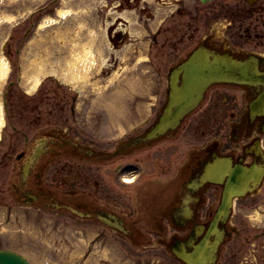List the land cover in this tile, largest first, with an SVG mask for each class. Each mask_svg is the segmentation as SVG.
I'll list each match as a JSON object with an SVG mask.
<instances>
[{"label": "rangeland", "instance_id": "1", "mask_svg": "<svg viewBox=\"0 0 264 264\" xmlns=\"http://www.w3.org/2000/svg\"><path fill=\"white\" fill-rule=\"evenodd\" d=\"M110 2L112 0H0V41L14 35L13 45L8 44L3 49L5 54H11L9 59L12 70L6 78L0 79V102L8 83L16 81L10 87L4 105V111L12 116V122L17 126V133L13 130L15 134L22 137L20 133L25 131L31 137L42 127L56 126L64 127L72 134L79 133L90 138L94 130L101 134V129L109 128L108 115L117 112L113 101L118 96L122 98L120 104L124 106L126 114L131 112V117L136 113L129 105L133 98L140 97L135 96L128 84L139 85L141 93L147 94L145 98H149L154 92L161 95L167 61L171 59L168 53H163L160 47L154 45L156 28L163 13L161 0H140V5L132 1L134 5L130 10L127 9L131 15L130 22H127L131 35L121 44L120 51H111L106 39L109 18L114 12ZM190 2L185 0L187 5ZM40 6L45 8L37 11L30 19V12ZM140 7H146V11H140ZM90 40H94L92 48L101 59L92 68L89 80L83 82L73 76V70L68 66L73 61V56L81 53L82 45L89 44ZM16 49H19L18 53ZM147 50L150 61L138 62L137 55L147 53ZM102 56L106 57L103 65ZM16 64L21 67L18 69ZM123 64L130 66L125 68ZM36 75L40 82L35 88H30ZM87 82L94 85L85 84ZM96 119L99 120L100 128L95 125ZM109 119L113 121L112 117ZM209 128L208 123H200L197 127L200 131ZM9 148L10 146L2 148L1 145L0 150L2 152ZM72 164L75 165V162ZM96 167L93 165L89 172L91 179L94 178ZM100 170L109 183L111 176L104 167ZM2 180L4 190L10 193L11 179ZM3 194L0 204H7L9 207L0 205V221L1 216L5 219L1 211L6 213V217L13 211L16 219L13 221L10 218L9 224H4L3 220L0 222V229L4 230V233H0V244L18 248L33 264H81L90 255L95 263L89 264H177L155 255L157 250L153 247L133 246L127 239L124 240L108 232L109 230L95 233L96 224H88L82 228L83 223L63 212L37 213L42 210L24 207L18 210L11 196ZM256 207L263 216L264 190L259 206ZM252 211L249 212H255ZM251 217L248 219L247 216H239L236 220L246 225L254 220L255 225H262V222ZM16 228L20 232L14 236L12 231ZM253 230L250 225L249 231ZM238 242H242L239 237ZM247 246L248 254L252 249L251 245ZM83 252L86 254L81 255ZM156 258L158 261L154 262ZM237 262L238 260L232 264Z\"/></svg>", "mask_w": 264, "mask_h": 264}, {"label": "water", "instance_id": "2", "mask_svg": "<svg viewBox=\"0 0 264 264\" xmlns=\"http://www.w3.org/2000/svg\"><path fill=\"white\" fill-rule=\"evenodd\" d=\"M244 65H247V63L233 60L230 56L220 55L213 51L209 52L205 47L196 50L190 58L180 66V68L186 72L184 83V86L186 87H176L174 83L175 81L171 80L172 86L169 90V102L164 111L165 117L156 124L154 130H162L163 126L169 123L171 124L172 122L175 123V120H172V116L171 119H169L170 114L174 112V119H176L181 112L190 105V103L192 105L195 102V93L198 94L207 82L214 78L230 80V77L237 75V67ZM234 187L235 185L231 186V184L228 183L225 189L226 193L229 190L231 191ZM214 231L216 232L214 236L216 238L213 241L215 247L217 238L220 237V233L215 229ZM206 239L207 236L204 240ZM213 245L212 249L214 248ZM210 249H208L207 252H209ZM196 253H200V251L197 250ZM18 259L17 255L12 256L8 253L3 255L0 252V264H28L27 261H19Z\"/></svg>", "mask_w": 264, "mask_h": 264}, {"label": "flooded vegetation", "instance_id": "3", "mask_svg": "<svg viewBox=\"0 0 264 264\" xmlns=\"http://www.w3.org/2000/svg\"><path fill=\"white\" fill-rule=\"evenodd\" d=\"M232 22L228 35L231 43L239 48L250 49L264 55V0H241L231 12ZM242 109H239L241 112ZM244 113L242 114V116ZM255 133L248 131L237 143L236 147L225 144L226 149L233 153L236 159L242 158L251 162L255 158L253 153L246 152L244 146L252 142Z\"/></svg>", "mask_w": 264, "mask_h": 264}, {"label": "bare ground", "instance_id": "4", "mask_svg": "<svg viewBox=\"0 0 264 264\" xmlns=\"http://www.w3.org/2000/svg\"><path fill=\"white\" fill-rule=\"evenodd\" d=\"M83 55L84 57H86V59L91 57L90 47L85 46ZM6 72H7V62L5 60H0V77L5 75ZM38 81H39L38 77H35L33 86H35L38 83ZM0 122H1V114H0Z\"/></svg>", "mask_w": 264, "mask_h": 264}]
</instances>
